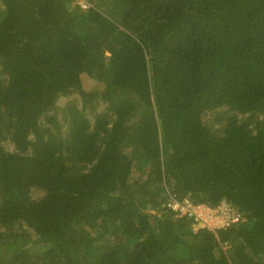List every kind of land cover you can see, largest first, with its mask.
Wrapping results in <instances>:
<instances>
[{
  "label": "trees",
  "instance_id": "obj_1",
  "mask_svg": "<svg viewBox=\"0 0 264 264\" xmlns=\"http://www.w3.org/2000/svg\"><path fill=\"white\" fill-rule=\"evenodd\" d=\"M88 2L0 0V264H264V0Z\"/></svg>",
  "mask_w": 264,
  "mask_h": 264
},
{
  "label": "built area",
  "instance_id": "obj_2",
  "mask_svg": "<svg viewBox=\"0 0 264 264\" xmlns=\"http://www.w3.org/2000/svg\"><path fill=\"white\" fill-rule=\"evenodd\" d=\"M81 8H86L88 0H76ZM165 205L174 211L178 216L186 215L192 218V226L196 230L199 227H206L208 230L227 228L239 221L245 220L243 213L236 207L221 200L217 205L211 206L203 202H194L189 197L177 199L170 195Z\"/></svg>",
  "mask_w": 264,
  "mask_h": 264
},
{
  "label": "rangeland",
  "instance_id": "obj_3",
  "mask_svg": "<svg viewBox=\"0 0 264 264\" xmlns=\"http://www.w3.org/2000/svg\"><path fill=\"white\" fill-rule=\"evenodd\" d=\"M82 82H84L86 86H90L92 84V79L86 78L84 75H82Z\"/></svg>",
  "mask_w": 264,
  "mask_h": 264
}]
</instances>
